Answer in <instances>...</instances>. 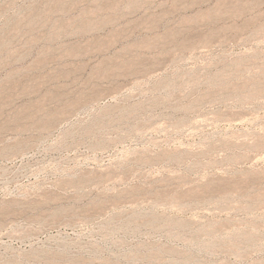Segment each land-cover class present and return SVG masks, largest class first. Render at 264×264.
Segmentation results:
<instances>
[{
	"label": "rangeland",
	"instance_id": "obj_1",
	"mask_svg": "<svg viewBox=\"0 0 264 264\" xmlns=\"http://www.w3.org/2000/svg\"><path fill=\"white\" fill-rule=\"evenodd\" d=\"M0 264H264V0H0Z\"/></svg>",
	"mask_w": 264,
	"mask_h": 264
}]
</instances>
